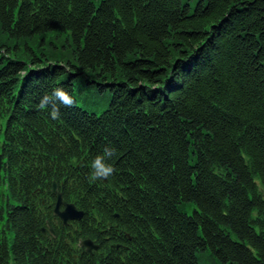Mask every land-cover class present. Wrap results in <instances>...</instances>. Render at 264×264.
<instances>
[{
    "label": "trees",
    "instance_id": "trees-1",
    "mask_svg": "<svg viewBox=\"0 0 264 264\" xmlns=\"http://www.w3.org/2000/svg\"><path fill=\"white\" fill-rule=\"evenodd\" d=\"M194 1L0 0V264H264V0Z\"/></svg>",
    "mask_w": 264,
    "mask_h": 264
},
{
    "label": "water",
    "instance_id": "water-1",
    "mask_svg": "<svg viewBox=\"0 0 264 264\" xmlns=\"http://www.w3.org/2000/svg\"><path fill=\"white\" fill-rule=\"evenodd\" d=\"M3 156L0 154V169H2ZM53 192L57 194V201L55 206V214L67 223L69 220H81L85 216L84 211L77 208L74 203L67 202L63 199L61 193L57 190V183H53ZM62 207H64L62 209ZM81 245L86 247L87 252L92 253L93 250L99 249V244L94 243L91 239L81 241ZM117 247L119 245H116Z\"/></svg>",
    "mask_w": 264,
    "mask_h": 264
},
{
    "label": "rangeland",
    "instance_id": "rangeland-1",
    "mask_svg": "<svg viewBox=\"0 0 264 264\" xmlns=\"http://www.w3.org/2000/svg\"><path fill=\"white\" fill-rule=\"evenodd\" d=\"M197 1V0H196ZM185 2H190L192 3L193 7L196 5V2L194 0H185ZM66 45L68 48H70V43L66 42ZM77 94L81 99L86 98L87 95V90L85 88H78L77 89ZM87 99V104L94 108L95 110L98 111V113H101L103 108H106L108 106V99L109 98H104L102 94L98 93L97 95H92L91 97L88 96ZM103 99L105 101L103 102ZM209 255L207 254L203 259H202V264H212L213 260L212 258L208 257Z\"/></svg>",
    "mask_w": 264,
    "mask_h": 264
},
{
    "label": "flooded vegetation",
    "instance_id": "flooded-vegetation-1",
    "mask_svg": "<svg viewBox=\"0 0 264 264\" xmlns=\"http://www.w3.org/2000/svg\"><path fill=\"white\" fill-rule=\"evenodd\" d=\"M73 222L74 221H71V223H73ZM54 227H56L57 230ZM51 229H53V230H51ZM49 231L53 234V237L56 239L58 237L64 238V237H67L70 233V225L65 224L62 219H60L59 217L56 216V218L54 219V226H52V225L49 226ZM45 233H46V231H45ZM81 254H84V251H81ZM74 257L77 258L78 254H75Z\"/></svg>",
    "mask_w": 264,
    "mask_h": 264
}]
</instances>
